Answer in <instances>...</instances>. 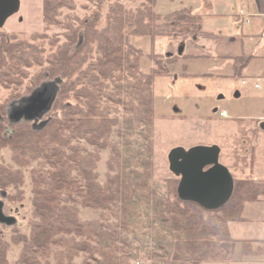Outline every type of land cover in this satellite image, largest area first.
Returning a JSON list of instances; mask_svg holds the SVG:
<instances>
[{"label":"trees","instance_id":"obj_1","mask_svg":"<svg viewBox=\"0 0 264 264\" xmlns=\"http://www.w3.org/2000/svg\"><path fill=\"white\" fill-rule=\"evenodd\" d=\"M88 1L95 7L80 17L74 11L75 0H42L45 29H60L48 39L47 34L31 35L29 41L0 33V86L13 91L9 99L21 98L26 78L30 86L25 92L29 94L47 81L57 86L40 126L25 119L10 123L5 105H0V151L9 148L16 167L0 164V191L9 201H21L27 173L32 193L28 234L15 232L9 242L0 235V264H9L10 245L19 247L14 264H125L132 257L125 249L126 233L134 221L130 207L136 198H148L143 194L147 176L141 181L143 175L138 174L137 166L131 167L133 157L119 161L124 153L112 136L116 133L130 145L136 130L143 132L153 124V80L168 75V66L179 59L178 55L155 53L157 39H174L191 29L197 37L206 33L192 8L159 15L153 10L154 0L140 2L135 9L110 0L103 15L104 0ZM141 37L149 38L147 54L154 64L147 73L139 69L143 50L132 44V38ZM250 56H227L224 60L239 71ZM31 70H36L32 76ZM82 140L92 150L81 145ZM105 149L111 153L109 170L112 162L118 170L108 173L101 183L96 164L99 152ZM147 152L150 157V146ZM233 179L230 199L212 211L180 200L178 178L167 182L165 211L169 217L160 218L165 226H171V240H167L170 264L227 260L235 243L227 223L243 222L244 206L264 197V182ZM9 188L15 190L14 195H6ZM155 204L159 208L160 203ZM81 208L100 210V218L81 220ZM111 217L115 220L110 221ZM252 244L244 242V255L261 254L264 243ZM161 251L164 254L166 247ZM77 257H81L79 263L75 262Z\"/></svg>","mask_w":264,"mask_h":264},{"label":"rangeland","instance_id":"obj_2","mask_svg":"<svg viewBox=\"0 0 264 264\" xmlns=\"http://www.w3.org/2000/svg\"><path fill=\"white\" fill-rule=\"evenodd\" d=\"M110 0H104L101 6V13L104 15L108 2ZM112 1V0H111ZM126 8L135 9L140 2L145 3L146 0H120ZM155 5L153 10L159 15H165L170 13L171 10L176 8H193L200 18V29L202 31L211 30L215 34L220 30V27L227 23V25L233 29L238 30L241 27V22L235 21L236 16H238V8L236 0H154ZM96 2V1H95ZM42 0H20L19 11L10 17L4 24L1 32H7L8 34L16 35L21 39H28L30 41L31 35H45L48 37L53 34L59 33L60 29L52 28L46 30L41 11ZM220 4L223 8L220 7L217 9L215 6ZM87 7V9L84 8ZM94 2L88 0H75V12L83 17L88 15L90 10L94 9ZM215 15L207 17L208 12ZM63 12H66V9H63ZM239 18V17H238ZM0 32V33H1ZM180 35V34H179ZM176 36L178 38H162L155 43L154 52L159 54H165L171 52V40L174 43L180 44V42L185 41L186 47L193 46L196 44L197 35L193 34L191 29L188 34L182 36ZM132 44L137 48L143 50V54L140 57L139 69L142 73H147L153 66V62L148 57L149 53V38H132ZM177 44V45H178ZM200 44L207 45L206 40H201ZM175 46V48L177 47ZM47 43L45 44V47ZM195 47V45H194ZM196 48V47H195ZM204 47H201L203 50ZM199 50L198 48H196ZM200 49V50H201ZM194 50V49H193ZM175 53V51H174ZM258 54V53H256ZM226 63V62H225ZM219 62L216 57L212 54H208L205 57H194L188 56V54L179 57L175 64L168 66L170 73L168 75H161L162 77L167 76L166 79L169 81L171 78V72L185 73L188 75L192 74H203V73H219L220 67ZM228 68V64L226 66ZM36 70H31L30 74ZM29 74V77H30ZM200 76V75H199ZM158 77V76H157ZM156 78V77H155ZM154 78V79H155ZM208 84L205 85V90H216V81L217 78L209 77ZM252 81V78L247 79L249 84ZM30 86V81L28 78L25 79L23 87L20 89L21 98L16 100L9 99L10 90L0 86V105H5L4 110L7 111L17 106V102L28 96L29 93L25 92L26 87ZM246 86V85H245ZM43 88V87H42ZM37 90V88H35ZM39 89V88H38ZM44 89L46 90L47 96L53 94L54 92V83L52 81H47L45 83ZM41 90V89H40ZM221 95V92L217 94V97L212 100L204 99L210 104H216L218 108H224L228 113V120H232L235 123V128L232 130L236 132H247L248 128L254 126L256 120L249 119L250 114H248L244 109L239 108V104L244 101L243 97H233L223 98L218 97ZM222 96V95H221ZM174 101L179 102L178 99L174 98ZM202 101L198 96L194 99H189V102L192 107H190V112L188 117L171 119V95L167 90L165 96H160L155 98L154 102V112L155 119L151 128L139 132L135 131V134L131 137V144L126 145L125 139H122L116 133L112 136V141L118 144L120 151L124 154L121 156L119 161L133 157L131 167L137 166L139 172L138 174L143 175L141 181H144V177L147 176V185L143 190V194L147 195L148 198L144 199L143 197L136 198L135 205L130 207L131 218L134 219L133 223L130 224V229L127 230L126 239L127 245L126 250L129 251L132 256L128 259L125 264H170L171 263V249L168 248L167 240H171V226H165L162 219V215L169 217V213L165 211V206L167 204V182L171 179L176 178L169 169V164L167 157L170 151L174 148L180 147L184 150H188L195 146H219L223 149V145H217L215 142V131H216V121L204 122L199 124L200 119L197 117L201 111H204V106L208 103L201 104ZM185 102V103H184ZM188 103V100L183 98L180 99V104H176L179 107L177 112L182 113L188 108H183L185 104ZM11 110V109H10ZM189 111V110H188ZM175 112V111H172ZM210 114V113H209ZM213 115L211 114V117ZM38 126L41 123H37ZM212 124V127L210 126ZM218 124V123H217ZM35 125V123H34ZM259 128V124H257ZM4 129H6L4 127ZM145 129V127H143ZM6 132H9L6 129ZM234 134V133H233ZM232 134V135H233ZM231 135V137H232ZM230 137V138H231ZM245 141L243 138H241ZM81 145L86 147L88 150H92L91 147L87 146L82 140ZM131 146L128 150H125V147ZM148 146L151 147V155L147 157ZM110 150L105 149L99 152V161L96 164V173L99 176V182H103L106 179L108 173L111 175L115 174L118 170V166L112 162V170L108 168V161H110ZM11 151L9 148H4L0 151V164L10 168H16L11 162ZM138 161L136 164L134 161ZM145 166L142 165L146 163ZM148 170L147 172L145 170ZM23 198L21 201H9L2 197L0 191V202L2 203V214L7 218L12 217L15 220L14 225H6L0 223V235L1 237L9 242L10 237L16 232L18 234H28V225L31 218V184L27 178V173H25L24 185L22 187ZM154 192L152 195L149 193ZM15 190L9 188L6 190V195H14ZM141 195V192L138 193ZM143 200L148 201L142 202ZM156 202L160 203L159 208L156 206ZM100 210L95 209H79V218L81 220H92L100 218ZM110 221L115 220V218H110ZM170 224V222H168ZM229 227V222L227 223ZM252 231V236H257L259 238H264V223L261 221L258 224H252L249 228ZM160 240V241H159ZM161 247H166V252L163 254ZM19 252V247L10 245V249L7 253V260L9 264H14L17 259V254ZM162 255V256H160ZM255 258H261V255H257ZM81 257L75 258V262L79 263ZM207 261H202L199 264H203Z\"/></svg>","mask_w":264,"mask_h":264},{"label":"crops","instance_id":"obj_3","mask_svg":"<svg viewBox=\"0 0 264 264\" xmlns=\"http://www.w3.org/2000/svg\"><path fill=\"white\" fill-rule=\"evenodd\" d=\"M236 4L239 12L235 21L241 22V27L238 30H233L227 23H224L215 34L211 30L209 32L203 31L206 35L198 37V42L194 44L199 50L194 45L190 47L187 44L186 47L185 41L178 44L171 40V52L165 54L167 57L176 55L181 57L185 54L191 56L212 54L220 63L219 73L188 75L171 72V81L166 79L167 76L156 77L153 80L152 91L154 102L155 98L165 96L167 90L170 92L171 117L175 118L188 117L189 113L187 114V112H190V107H192L189 99H194L197 96L202 100L200 101L202 105L208 103L204 99L212 100L217 97L219 92L222 96L219 95L218 97L231 99L236 97V94L237 97H243L244 101L238 105L239 108L251 115L248 120L251 118L256 120L254 126L248 128L247 132H238L237 129L234 132L232 130L235 126L233 119L228 120L226 110L222 107L218 108L216 104L203 105L204 111H201L197 117L206 118L199 120L200 125L204 122L210 124L216 121L218 123H212L216 124L215 143L225 147L223 149L218 146V161L230 171L233 177L236 179L251 178L253 181L264 182V129L261 127L264 123V80L258 88H254L252 82L246 86L240 84V80L249 77H264V0H236ZM215 7L219 9L222 6L217 4ZM222 8L224 11L225 8ZM241 15L242 17H240ZM211 16L215 15L210 11L207 17ZM201 40H206L208 44H200ZM201 47H204L203 50ZM243 54L252 56H250L245 67L239 71L235 70L231 63L224 60V57L227 56H241ZM227 64L228 68L226 67ZM209 77L217 78V89L214 91L204 89L205 85L208 84ZM174 98L178 99L179 102L174 101ZM181 98L188 100L183 108H188L189 111L183 109L184 112H177L179 108H182L176 105L180 104ZM221 111L226 112L227 118L219 116ZM257 124H259V128ZM208 146L210 145L208 144ZM242 217L244 218L243 222H229L228 231L235 243L227 260L207 261L203 264H264V245L260 254L261 258L246 256L243 250L246 241L252 242L253 247L258 246L261 242L264 243V238L252 236V231L249 230L252 224H258L260 221L264 223V197H259L255 202L247 203L244 206Z\"/></svg>","mask_w":264,"mask_h":264},{"label":"water","instance_id":"obj_4","mask_svg":"<svg viewBox=\"0 0 264 264\" xmlns=\"http://www.w3.org/2000/svg\"><path fill=\"white\" fill-rule=\"evenodd\" d=\"M18 9L19 0H0V29ZM44 87L45 83L11 108L8 114L10 123L41 118L49 111L57 86L54 83V92L49 96ZM261 127L264 129V123ZM218 155L219 147L214 145L195 146L188 150L177 147L170 151L167 161L170 172L179 178L177 196L180 200L195 203L207 211L217 210L227 203L233 192L234 180L229 170L219 163ZM0 223H15L12 217L2 214L1 202Z\"/></svg>","mask_w":264,"mask_h":264},{"label":"flooded vegetation","instance_id":"obj_5","mask_svg":"<svg viewBox=\"0 0 264 264\" xmlns=\"http://www.w3.org/2000/svg\"><path fill=\"white\" fill-rule=\"evenodd\" d=\"M19 2H20V0H19ZM19 7H20V5H19ZM3 27H4V26H3ZM3 27H2V28H3ZM2 28L0 29V32H1ZM46 94H47V93H46ZM47 95H48V94H47ZM10 109H11V108H10ZM10 109L7 111V114H9ZM41 120H42V117L39 118V119H34L32 125H34V123H35V126H38L37 123H39Z\"/></svg>","mask_w":264,"mask_h":264},{"label":"built area","instance_id":"obj_6","mask_svg":"<svg viewBox=\"0 0 264 264\" xmlns=\"http://www.w3.org/2000/svg\"><path fill=\"white\" fill-rule=\"evenodd\" d=\"M259 80H260V79H256V82H255V84H254V87H256V88L258 87ZM241 83H242V84H245V80H242ZM219 115H220V116H225V112H221Z\"/></svg>","mask_w":264,"mask_h":264}]
</instances>
